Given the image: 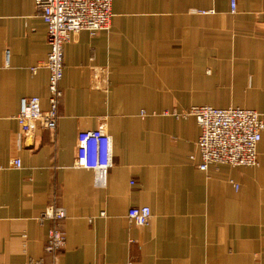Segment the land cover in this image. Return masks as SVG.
<instances>
[{
	"label": "crops",
	"instance_id": "crops-1",
	"mask_svg": "<svg viewBox=\"0 0 264 264\" xmlns=\"http://www.w3.org/2000/svg\"><path fill=\"white\" fill-rule=\"evenodd\" d=\"M48 50L34 0H0V263L264 264V130L256 165L202 171L195 119L162 114L192 105L178 80L194 54L231 81L215 105L264 114V0H111L108 28L64 44L54 133L25 134L21 98L48 109ZM96 128L112 140L103 187L73 166L77 133ZM143 205L150 225L130 224ZM49 206L66 215L55 255Z\"/></svg>",
	"mask_w": 264,
	"mask_h": 264
},
{
	"label": "built area",
	"instance_id": "built-area-1",
	"mask_svg": "<svg viewBox=\"0 0 264 264\" xmlns=\"http://www.w3.org/2000/svg\"><path fill=\"white\" fill-rule=\"evenodd\" d=\"M36 10L46 25V42L49 50L42 65L48 70V109L43 110L37 96L23 97L15 116L21 130L30 134L36 127L54 133L58 116V103L62 96L60 81L63 74V47L73 35L86 30L91 35L108 28L111 17V0H34ZM235 10V0H230V11ZM36 67L32 68L35 71ZM191 114L200 129L196 149L200 157L197 167L206 170L209 165L227 164L234 167H251L257 164V144L264 130V114L238 107H192ZM112 140L101 129L81 130L76 135L73 166L90 170L97 186L106 183L112 166ZM194 159V156H190ZM20 168L18 158L11 161ZM235 187L236 185L233 184ZM100 215H104L101 212ZM130 224L147 227L151 222L148 206H132L127 211ZM43 218L51 220L47 232L46 249L55 255L62 247L65 236L61 228L65 211L49 206ZM11 264V263H4ZM21 264H43L27 261ZM50 264H57L51 262Z\"/></svg>",
	"mask_w": 264,
	"mask_h": 264
},
{
	"label": "rangeland",
	"instance_id": "rangeland-1",
	"mask_svg": "<svg viewBox=\"0 0 264 264\" xmlns=\"http://www.w3.org/2000/svg\"><path fill=\"white\" fill-rule=\"evenodd\" d=\"M196 11L194 12L201 15L209 13L212 14L213 12L210 10ZM224 76V73L220 72L218 69H215L214 65H212L210 62L202 61V58L199 55L194 54L193 65H187L186 68L182 70L180 79L178 80V84L183 87L184 93H186L187 96L188 94L191 95L192 105L182 110H176V112L164 111L162 114L169 115L174 118H188L193 117L191 114H189L192 107L207 106L213 108H223L215 105L214 103L225 99L224 94L227 88L230 89L231 81L226 80ZM151 115L153 114H148L145 111H142L139 114L141 118Z\"/></svg>",
	"mask_w": 264,
	"mask_h": 264
}]
</instances>
